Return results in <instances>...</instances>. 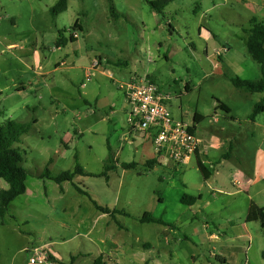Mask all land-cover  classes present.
Instances as JSON below:
<instances>
[{
    "label": "rangeland",
    "instance_id": "rangeland-1",
    "mask_svg": "<svg viewBox=\"0 0 264 264\" xmlns=\"http://www.w3.org/2000/svg\"><path fill=\"white\" fill-rule=\"evenodd\" d=\"M57 1L0 0V124L11 120L30 126L14 145L28 171L29 196L18 197L0 217V264L30 263L34 232L50 231L68 217L61 203L47 202V197L62 196L60 186L37 176L47 168L53 174L74 172L77 162L95 176L78 175L74 183L102 206L127 213L120 214L118 223L145 240H156L157 228L141 224L138 218L150 213L174 224L177 215L188 209L181 203L184 195L197 199L203 195L202 209L195 206L192 211L198 216L205 212L213 231L214 226L230 225L227 220L243 224L247 197L245 191L234 194L231 163L214 164L213 169L207 164L214 177L219 172L217 182L212 178L207 185L195 161L181 170L172 164L149 167L150 143L123 142L129 108L116 81L126 80L127 70L119 61H138L139 71H149L165 92L178 98L167 103L174 118L188 114L191 122L190 114L202 115L199 136L201 131L227 127L219 140L234 135L232 149L240 150L233 156L241 158V171L253 173L258 150L264 148V128L245 121L263 95L247 96L233 86L232 79L255 81V74H260V65L247 51V30L252 19L264 21V0H176L162 14L145 0H68V10L53 16L49 9ZM76 22L83 28L76 29L78 43L57 48L59 32L69 39ZM223 47L228 51L223 52ZM99 57L101 66L87 81L85 69ZM186 83L191 88L188 93ZM218 101L230 106L231 115L215 111ZM215 114L220 122L212 124ZM230 116L238 122L231 123ZM258 122L264 125V112ZM221 152H212L211 157L216 154L222 162ZM109 156L113 169L102 176ZM123 164L133 166L125 169ZM8 187L0 180V190ZM252 192H260L256 200L264 204V181ZM65 194L66 206L81 197L71 183ZM81 199L89 203L88 197ZM190 222L178 229L185 264H193L191 243L184 238ZM193 223L201 226L205 220L198 217ZM249 227L245 243L236 244L234 264H264L261 225L253 222ZM211 252V247L199 245L198 264H221Z\"/></svg>",
    "mask_w": 264,
    "mask_h": 264
},
{
    "label": "crops",
    "instance_id": "crops-1",
    "mask_svg": "<svg viewBox=\"0 0 264 264\" xmlns=\"http://www.w3.org/2000/svg\"><path fill=\"white\" fill-rule=\"evenodd\" d=\"M71 36L72 35L70 34V37ZM78 39L75 43H72L71 41H69L68 43H71L73 45L77 44ZM57 48H61V47H57ZM149 56L152 62L153 60L152 53ZM164 58L168 59V55H164ZM137 63L138 61L136 62L133 61L132 64L129 62V60H124V59L118 62L119 66H123L127 70V72L124 74L126 76V80L123 82L128 81V79H130L134 74L140 76L146 75L152 82H155L160 88H162V86L158 82V79L149 71H144V70H143L144 72L139 71L138 67L136 66ZM255 75H256L255 81L259 80L261 78V71L260 74L257 73ZM110 78L112 79L111 74H110ZM116 82L119 85L120 82L118 81ZM190 89L191 88L189 84L186 83L185 84L186 92L188 93ZM239 91L241 92L242 90ZM246 94L248 96L249 93ZM257 94L263 95L262 98H264V93H257ZM177 99L178 98L176 97V95H174V99L170 101V103L176 101ZM222 104L227 107V110L230 112L229 114L231 115L232 109L230 108V106L224 103ZM218 109L219 107L217 104L215 111H217ZM125 111L127 118V113H128L127 109ZM187 115L188 114L185 115L182 114L181 118L186 119ZM195 115H199L204 119L202 115L195 112L194 114H190L192 121H194ZM258 116L253 121L250 119V115H249L248 119H246L245 121L246 124H253L256 127L264 128V125L258 122ZM230 117H231V123L238 122V120H236L233 116ZM202 121L200 123H202ZM213 122L214 121L212 120L211 117V123L214 124ZM219 122L220 121L217 117L216 123ZM126 123H127V119H126ZM200 123L197 125H200ZM197 125L195 130H196V135L201 142V146L199 152L191 159V161L188 164H191L192 161H195L196 167L200 171L199 163L203 164L208 170L209 168L207 167V164L211 166V168L213 169L214 164H219L221 166L224 164L231 163V165H229L230 183L232 187L236 190L234 194H239L245 191L247 197L246 217L243 224L242 221L239 224H235L232 220H227V222L230 223V225H225L224 227H220L218 225L214 226V231H213L212 227L208 223V220L210 218H207L208 215L205 212H201V216H198L197 213H193L192 211V208L195 206H198L200 209H202L200 205L202 203L203 195L201 194L198 199L196 198L197 200L195 204L185 205L181 202L182 205L186 206L188 209L181 211L177 215V220L174 224L171 223L169 224L165 222L161 217L160 219H162L165 222L164 225L146 223V225L148 224L155 225L157 228L156 240L148 241L142 238L140 235H135L131 233L129 228L118 223V220L121 217V215L122 216L124 214L128 215L127 213L117 212L114 213L112 216L109 213H104L98 210L95 204L93 203V201L91 200V199L94 200V198L91 196L90 193L89 194L92 197L91 199L87 195L81 194L77 190L79 196L81 197H74L73 201L69 203L68 206L63 204V200L65 199V195H66L65 194L66 187L68 186L69 183L74 185L72 182H65L61 185L58 184L60 186L59 188L62 196L58 195L56 198L52 197L51 199L48 198L47 196L46 197L48 203L51 201L61 203L60 205L62 206L64 213L67 214L68 217L65 218L64 220L57 221L56 223L57 225L56 226L54 225L52 229H50V231L44 228L46 230L43 229V230H39V232H34V235H36V239H35L36 244L34 248L47 247L49 252L50 259L44 264H94L96 260L101 258L102 260L100 264H185V260L182 256L183 253L181 254L179 251L180 248L184 247V241L183 238L178 236V229L189 219L191 221L190 222L191 227L189 229V232H187L186 237L184 238L187 241H189V243H191L192 246L191 251H193L191 258L193 260V264H198V262L202 260L201 253L195 254L196 249L199 247V245L201 247L204 246H207L208 248L211 247V251H212L211 256L214 257L221 264H234L236 258L238 257L236 244L237 242L245 243L248 232L250 230L249 224L251 223L247 222V214L251 204L255 203L257 206L264 209V204L256 200V196L260 192H258V194L256 193L253 194L252 192L253 187L256 186L258 182L264 181V148L258 150L254 164L255 166L253 169L254 172L251 174H247V171L243 172L240 169V167L242 166V163L240 162L241 158L237 155H235L236 157L233 156L232 152H236L240 150V149H235V151H233L232 149V143H233L232 138L234 135H232L231 133L227 134V138L224 141L219 140L218 138L220 132L228 131L227 127L218 129L219 132L212 131L211 133L202 134L201 131V134L199 136ZM147 143H150V141H148ZM224 147H227L226 148L227 150ZM222 150L223 152H221ZM216 151L221 152L218 155V157L220 159H223L222 162L216 159L215 157L216 154L214 155V157H211L212 152L215 153ZM154 157L155 155L153 152V155L152 157H150L149 160H155ZM157 165L158 164L156 163L153 164V166H157ZM182 168L183 165L178 167L179 170H181ZM209 171L211 173L210 178L208 180L203 178L204 182L207 185L210 184L212 178H213L212 181L216 183L217 176L219 175V172H217L216 176L214 177L211 170ZM40 175L41 174H39L37 177L43 182L44 180L47 181L50 180L46 178H40L39 177ZM236 176L241 179L240 186H235L233 182ZM28 194L29 193L27 188L26 193L22 196H29ZM83 197L84 198L88 197L89 203L82 201L81 198ZM96 203L102 206L98 202ZM198 217H202V219L205 220V223H202L201 226H197L193 223V220H197ZM144 228L146 231H148L146 227ZM249 239H250L249 241H252L251 236L249 237ZM28 264H37V263H33L32 261H30V263Z\"/></svg>",
    "mask_w": 264,
    "mask_h": 264
},
{
    "label": "trees",
    "instance_id": "trees-1",
    "mask_svg": "<svg viewBox=\"0 0 264 264\" xmlns=\"http://www.w3.org/2000/svg\"><path fill=\"white\" fill-rule=\"evenodd\" d=\"M150 7L156 11L158 14H162L169 4L176 0H145ZM68 8V0H58L55 5H53L49 11L53 16L59 15L65 12ZM113 13V9H111ZM252 27L247 30V51L251 55L254 61H256L261 67V78L257 81L243 80L239 77L232 79L233 86L249 94L254 93H264V21L259 22L257 19H252ZM79 29L82 31V27L76 22L72 27V31ZM69 41L75 43L77 41L73 36L70 39H67L63 36L62 32H59V37L56 41L57 47H64ZM100 58V57H99ZM101 59V58H100ZM219 109L224 110L227 113H230L227 110V107L218 101ZM264 112V98L258 102L252 114L250 115L251 120ZM200 118V119H198ZM203 120L199 115H195L194 119V129L196 125ZM30 129V126L19 124L17 122L6 120L0 124V180H4L8 184V189L0 190V217L4 218L5 214L8 211L9 205L16 200L18 197L24 195L27 190L26 181L28 177V171L22 164V157L19 152L14 148V145L20 142L23 134L27 133ZM112 157L109 156L106 165L104 167V173L102 176H106V172L113 169L111 166ZM155 160H149L147 165L152 167L155 164ZM133 164H123L125 169L131 168ZM200 171L203 175V178L208 180L211 176L210 171L201 163H199ZM95 176L94 174L87 173L82 169L78 162L74 172H63L60 174H53L48 168L39 176L40 178H46L54 181L55 183L61 185L65 182H72L76 189L84 195L90 196V194L84 191L82 188L77 186L74 183L76 176ZM95 204L96 208L104 213H109L113 216L114 213L120 212L117 210H110L108 207H102L98 205L93 199H91ZM196 198L190 196H183L181 202L185 205L195 204ZM142 224L152 223V224H161L164 225L165 222L156 218L150 213H145L142 217L138 218ZM247 222L253 223L258 222L261 225L262 231L264 233V209L257 206L255 203H252L247 214ZM101 259L95 261L94 264H100Z\"/></svg>",
    "mask_w": 264,
    "mask_h": 264
},
{
    "label": "built area",
    "instance_id": "built-area-1",
    "mask_svg": "<svg viewBox=\"0 0 264 264\" xmlns=\"http://www.w3.org/2000/svg\"><path fill=\"white\" fill-rule=\"evenodd\" d=\"M74 38L79 37L78 31H72ZM227 52L226 47L222 48ZM151 61V59H149ZM101 66V59L91 61L85 69L87 81H90ZM119 88L125 96L129 111L127 113L128 132L123 135V142L140 144L150 141L156 164L160 166L174 165L180 167L187 164L199 152L201 142L196 135L194 121L185 118H174L167 103L174 95L165 92L148 76L134 74L128 81L120 82ZM217 122V115L212 118ZM235 186H240L241 179L234 178ZM33 263L44 264L50 257L47 247L31 250Z\"/></svg>",
    "mask_w": 264,
    "mask_h": 264
}]
</instances>
